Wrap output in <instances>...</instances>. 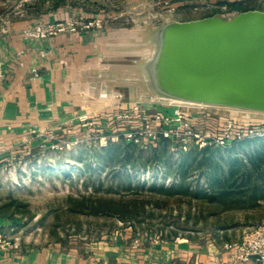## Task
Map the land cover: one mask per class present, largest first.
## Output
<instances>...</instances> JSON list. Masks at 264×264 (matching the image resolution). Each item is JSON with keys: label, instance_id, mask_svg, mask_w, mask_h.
<instances>
[{"label": "rangeland", "instance_id": "rangeland-1", "mask_svg": "<svg viewBox=\"0 0 264 264\" xmlns=\"http://www.w3.org/2000/svg\"><path fill=\"white\" fill-rule=\"evenodd\" d=\"M60 3L75 8L76 20H101V27L95 22L83 30L125 28L116 52L123 61L119 67H103V74L94 69L98 91H92L89 104L73 119L0 150V247L20 251L58 245L94 256L114 251L116 244L127 252L149 248L160 253L170 243L178 247L177 264H197V252L210 254L264 222V155L257 158L259 167L255 163L264 149V113L195 104L184 107L188 119L179 121L175 109L182 103L154 92L143 68L154 50L152 37L164 23L264 10V0ZM118 112L128 116L117 119ZM167 121L168 128L179 132L193 127L210 133L211 148L205 154L195 137L183 134L150 139L139 133L137 141L125 131L148 124L161 129ZM124 140L138 144L129 149L133 160L127 161L128 171L117 175L121 148H106ZM236 157L238 166L232 172ZM127 172L130 186L123 184ZM216 172L232 188L211 199L209 187ZM113 201L128 220L108 210L118 209ZM130 211L133 214H127Z\"/></svg>", "mask_w": 264, "mask_h": 264}, {"label": "crops", "instance_id": "crops-1", "mask_svg": "<svg viewBox=\"0 0 264 264\" xmlns=\"http://www.w3.org/2000/svg\"><path fill=\"white\" fill-rule=\"evenodd\" d=\"M0 6V11L12 8L10 12H0L11 20L6 25L8 31L0 21V59L5 72L0 78L1 150L84 111L92 91H98L96 85H100L93 80L94 69L103 74V67L122 65L123 56L116 52L127 30L105 25L32 38L24 33L26 27L39 21L75 19V8L60 0H36L26 7L21 0H0ZM34 68L39 71L37 75ZM115 247L112 252L104 250L94 256L58 245L20 251L0 247V264H177L180 256L177 245L170 243L160 253L149 248L127 252L118 244ZM220 248L210 254L197 252V264H228L231 251L225 244Z\"/></svg>", "mask_w": 264, "mask_h": 264}, {"label": "water", "instance_id": "water-1", "mask_svg": "<svg viewBox=\"0 0 264 264\" xmlns=\"http://www.w3.org/2000/svg\"><path fill=\"white\" fill-rule=\"evenodd\" d=\"M143 68L170 99L264 113V10L168 21Z\"/></svg>", "mask_w": 264, "mask_h": 264}, {"label": "built area", "instance_id": "built-area-1", "mask_svg": "<svg viewBox=\"0 0 264 264\" xmlns=\"http://www.w3.org/2000/svg\"><path fill=\"white\" fill-rule=\"evenodd\" d=\"M30 1V0H21V3ZM0 21L4 24V31H8L7 24L10 23V17L8 15L0 14ZM96 22V21H95ZM94 21L85 23L76 19H61L56 21H39L34 25H30L24 29V33L28 37L32 38H46L53 35H57L63 32H78L85 28L95 24ZM96 24L102 26L101 20L99 19ZM36 75L39 73L37 68H34ZM4 61L0 59V78H4ZM175 101V99H172ZM181 102V105H178L175 109V114L180 121L182 119H188L184 107H193L195 104L199 106H206L207 104L194 103L184 100H176ZM185 104V105H183ZM257 112V111H255ZM262 113V112H261ZM128 114L123 112H118L116 114L117 119H123ZM168 118V117H167ZM168 121L165 122L164 127L158 129L153 127L152 124H148V128H144L141 125H136L128 130H125L130 137H133L134 140L139 141V133L147 134L148 138L153 139L158 137V135H164L168 138H174V136H179L180 134L185 135L186 137H195L197 139L196 146L204 147L210 143L214 138L209 134H205L202 130H194L193 127L187 129L186 131L179 132L178 130L173 129L172 127L168 128ZM187 125H190L187 121ZM202 140V141H201ZM199 141H201L199 143ZM187 148V145H184ZM225 248L231 251L232 258L228 264H244L247 261H252L254 264H264V222L254 225L249 229L245 230L243 235L236 241L226 242Z\"/></svg>", "mask_w": 264, "mask_h": 264}, {"label": "trees", "instance_id": "trees-1", "mask_svg": "<svg viewBox=\"0 0 264 264\" xmlns=\"http://www.w3.org/2000/svg\"><path fill=\"white\" fill-rule=\"evenodd\" d=\"M168 138H165L163 137V140H167ZM168 141V140H167ZM237 141V140H236ZM235 141V142H236ZM238 141H241V139H238ZM137 145L138 143H136L135 141H121L119 143H114V142H111V144L106 148L109 152H111L112 148L115 147L116 149H120L121 148V152L119 154V157L121 158L122 160V164L119 165V167L116 168V171L115 173L118 175H120V173H123L122 170L124 171H128V167H127V161L128 160H133V157L132 155L129 153V149L131 148V145ZM135 147V146H133ZM156 147V146H155ZM211 148V145H207L205 147H202L200 148V150H202L203 153H207L209 151V149ZM193 149H196L195 147L194 148H191L189 150V152H191ZM264 155V149H262V151L259 152V154L256 156V159H255V163L257 161V158L259 157H262ZM116 156V155H114ZM254 159H252L253 161ZM237 166H238V159L237 157L236 158H232L231 160V168H232V172L235 171V169H237ZM260 164L256 163V167H259ZM127 177L129 179H127ZM127 177L125 178V183L123 184H127V186H130L132 180H131V174L129 172H127ZM185 179V178H183ZM120 182H124V179H120ZM189 187H187L188 189ZM232 188V183H224V180L221 179V176L218 175V173L216 172V174L213 176V181H211V185L209 187V191H210V198L211 199H216V197L220 196V194H226L228 191H230ZM203 192V194H208V191L206 190H202L201 193ZM114 203L113 204H117V208L118 209H115L113 207H109L108 210H110V212H113V213H117L119 214L124 220H128V217L125 215L126 213H122L123 211H121L122 209L119 207V204L115 201H113ZM120 208V209H119ZM113 210V211H111ZM127 214H133L132 211H130L129 213ZM137 214H134V215H130V216H133L135 217Z\"/></svg>", "mask_w": 264, "mask_h": 264}, {"label": "bare ground", "instance_id": "bare-ground-1", "mask_svg": "<svg viewBox=\"0 0 264 264\" xmlns=\"http://www.w3.org/2000/svg\"><path fill=\"white\" fill-rule=\"evenodd\" d=\"M173 99V98H172ZM175 100H177V99H175ZM194 103H196V102H194Z\"/></svg>", "mask_w": 264, "mask_h": 264}]
</instances>
